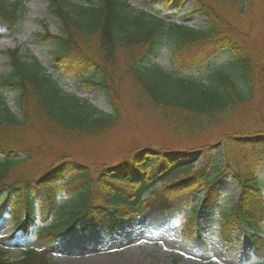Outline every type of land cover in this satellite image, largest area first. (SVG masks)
Wrapping results in <instances>:
<instances>
[{"label":"trees","instance_id":"16d2710c","mask_svg":"<svg viewBox=\"0 0 264 264\" xmlns=\"http://www.w3.org/2000/svg\"><path fill=\"white\" fill-rule=\"evenodd\" d=\"M24 1L0 0V31L9 35L20 30L28 16ZM147 1L152 2L151 8L158 13L150 9L130 12L128 0H98L97 4L48 0L49 12L60 22L62 31L53 35L43 28L35 39L42 46H50L57 69L49 71L36 58L23 59L18 47L6 51L7 69L0 77V130L10 128L13 132L18 128L49 127L53 123L55 129L51 131L56 140L59 138L60 146L67 148L80 137L111 129L117 116L108 98L110 78L103 64L113 65L116 55L124 50L139 49L124 64V73L133 79L141 100L155 107L183 111L198 120L192 126L173 123L175 132H192L215 124L251 100L256 82L264 77V51L249 53L220 30L218 25L223 20L209 0H192L195 5L192 13L206 19L205 26L198 29L178 24L171 18L184 0ZM165 42L172 47L173 71L152 62ZM92 45L99 58L91 54ZM222 54L229 55L228 60L212 67L203 80L185 79L176 74L177 69L205 66ZM60 70L75 76L92 73L94 77L84 76L80 84L86 90L98 88L109 101L110 112L99 111L86 98L64 90L53 74ZM5 90L16 92L14 111L4 103ZM97 111L99 114L95 115ZM224 137L225 140L215 144L216 148L211 145L198 150L209 155L195 171L187 169L192 168V158L198 151L143 147L92 177L87 165L64 151L59 164L17 189L20 193L12 208L16 221L14 237L20 236L28 243L33 228L45 239L63 237L82 218L89 220L84 230L97 231L103 236L110 237L122 220L134 222L138 217L145 219L149 229L158 231L170 226L179 213L189 210L192 217L186 221L183 232L199 248H206L198 214L218 210L220 229L228 239L244 226L252 231L249 235L252 250L244 252V260L249 264L262 262L264 176L252 166L243 173L239 170L226 173L228 161L222 155L215 156L213 151L220 152L229 139L251 147L250 151L264 150V132ZM7 141L12 146L0 142V218L15 188L14 183L6 186L3 183L18 164L29 160V154ZM223 177L230 178L239 189L237 201L228 210L220 208L222 193L218 182ZM64 194L69 197L66 204L60 201V195ZM195 198L197 204L193 205ZM56 214L59 222L51 223ZM38 218L41 226L36 227ZM45 262V253L32 249L25 251L21 260L11 262L0 252V264Z\"/></svg>","mask_w":264,"mask_h":264},{"label":"rangeland","instance_id":"374dc122","mask_svg":"<svg viewBox=\"0 0 264 264\" xmlns=\"http://www.w3.org/2000/svg\"><path fill=\"white\" fill-rule=\"evenodd\" d=\"M66 1L71 4L98 3V0ZM128 1L132 7L130 12L150 9L158 13L155 8H151V1ZM209 3L223 20L218 25L220 30L235 39L249 53L258 54L264 51V0H209ZM24 4L28 16L20 30L9 35L0 31V77L7 69L6 51L16 47L19 48L23 59L34 56L49 71L57 69L50 46H42L35 37L43 28L53 35H58L62 31L60 22L50 14L48 0H25ZM194 9L192 0H184L180 9L171 18L176 23L191 28L205 26L206 19L193 14ZM92 40L94 41L91 39V42ZM92 46L91 54L99 58L98 54H95L94 45ZM171 51L170 43H163L157 55L152 57V62L173 71ZM138 52L139 49L121 51L116 55L113 65L103 64L110 78V80L107 78L108 98L114 104L117 116L115 125L111 129L85 135L70 142L67 148H62L59 144L60 139L56 140L51 131L52 128L55 129L53 123H49V127L18 128L13 132H10V128H1V143L11 145L7 141L11 140L13 147L29 154L28 162L18 164L15 171L7 176L3 183L4 186L13 183L15 186L14 191L11 190L12 198L6 213L0 219V252L4 253L10 262L21 260L25 251L32 249L44 251L45 264H249L244 260L243 254L251 251L250 236L248 237V234L252 233L251 230L244 226L232 234V241L228 240L220 229L221 215L218 211H201L198 214L199 227L208 251L196 246L188 239L186 232H183L182 228L187 224L186 221L192 217L189 210L179 213L173 223L162 231L150 230L145 220L138 217L134 222L128 219L122 220L109 237L96 231L84 230L83 227L89 220L82 218L66 231L63 237L45 239L44 236H39L36 228L32 230L27 244L21 237H14L16 221L12 208L16 202L15 198L20 193L17 189H22L26 182L36 180L50 166L59 164L64 151L69 153L70 158L87 165L92 177H96L107 166L118 163L126 158L129 152L143 147L194 152L207 149L211 145L216 148L215 144L223 141L225 134L237 137L245 133L264 132V77L261 82H256L251 100L241 104L237 111L231 112L226 118L210 126L198 127L192 132L184 130L175 132L173 123H184V126L188 123L192 126L198 120L187 116L183 111L155 107L139 98L133 79L124 73V64L128 62L130 56ZM228 58L229 55L222 54L215 59L212 58L205 66L177 69L176 74L185 79L203 80L212 67L224 63ZM84 76L94 77L92 73ZM84 76H75L62 70L54 72V77L58 78L64 90L80 98H86L99 111L109 113L111 110L109 101L102 96L99 89L86 90L80 84ZM2 97L4 103L14 110L16 92L5 90ZM99 111L94 114H99ZM250 148L229 139L221 147L220 152L213 151V153L215 156H224L228 161L229 165L224 170L226 173H233L236 170L243 173L246 167L252 166L260 176H263L264 150L250 151ZM208 155L207 152L195 153L191 161L193 166L187 171L198 170ZM221 165L223 166L222 161ZM218 183L222 193L220 208L228 210L236 202L239 190L230 178L223 177ZM35 199L38 204L39 199L37 197ZM197 199H194L193 205L197 204ZM60 201L66 204L69 197L66 194L60 195ZM58 216L56 214L52 217L51 223L59 222ZM36 224L37 227L40 225L39 219ZM260 235L264 237V230Z\"/></svg>","mask_w":264,"mask_h":264},{"label":"bare ground","instance_id":"6f19581e","mask_svg":"<svg viewBox=\"0 0 264 264\" xmlns=\"http://www.w3.org/2000/svg\"><path fill=\"white\" fill-rule=\"evenodd\" d=\"M264 176V175H263ZM262 177V176H261Z\"/></svg>","mask_w":264,"mask_h":264}]
</instances>
